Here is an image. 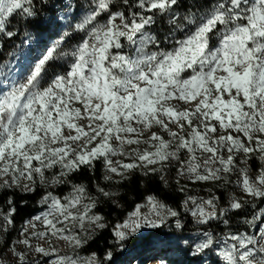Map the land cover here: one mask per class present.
Listing matches in <instances>:
<instances>
[{
    "label": "snow or ice",
    "instance_id": "6c2138e0",
    "mask_svg": "<svg viewBox=\"0 0 264 264\" xmlns=\"http://www.w3.org/2000/svg\"><path fill=\"white\" fill-rule=\"evenodd\" d=\"M199 2L182 13L181 0H0V52L12 42L10 58L0 59V191L46 190L34 217L44 230L33 220L31 234L22 228L24 238L10 248L17 264H30L29 256L31 264H115L112 251L103 259L59 254L52 241L78 250L89 243L91 226L107 225L93 211L99 197L84 185L72 184L66 196L47 190L97 163L105 181L139 171L166 182L173 161L191 183L226 189L236 176L250 199L222 206L215 193L188 196L181 212L150 195L113 228L116 248L147 238L156 264H264V0ZM161 19L168 30L160 25L157 33ZM44 29L56 38L44 39ZM117 155L131 162L114 164ZM96 189L104 198L116 195ZM15 215L9 199L0 232L10 234ZM241 215L246 230H234L232 218ZM169 219L180 235L146 231Z\"/></svg>",
    "mask_w": 264,
    "mask_h": 264
},
{
    "label": "trees",
    "instance_id": "16d2710c",
    "mask_svg": "<svg viewBox=\"0 0 264 264\" xmlns=\"http://www.w3.org/2000/svg\"><path fill=\"white\" fill-rule=\"evenodd\" d=\"M200 0L198 4H201ZM196 0H181L180 11L183 13L187 11ZM162 25L164 31L168 30L167 24L163 19L158 21V26L154 28V31L159 33V26ZM44 32V39H48L55 33H49L47 29L42 30ZM12 42H7L5 48L0 52V59L10 58ZM182 159L186 160L187 157L182 154ZM131 160L125 161V163H130ZM124 163V162H123ZM119 167V166H118ZM258 167V162L253 164L252 172L256 173ZM178 166L176 162H172V166L169 167L165 172V181H161L158 176L149 175L145 176L139 171H133L128 173L129 178L123 180L120 183H115V181L120 180L119 176H112V181H105L104 174L105 169L99 163L96 165L95 171H89L88 169H82L80 173H76L72 176L71 182L67 185H61L55 189H48L47 191H54L55 194L60 196H66L72 191V184H82L84 185L88 193L91 196L99 197L97 207L93 210L96 214L104 217V223L107 225L105 229H98L96 233H89V243L81 248L86 255L96 254L100 258H104L106 252L112 251L113 253L117 250L115 246L113 228L115 225L123 223L128 214L135 210L137 205H142L146 202V199L150 195H155L168 207L174 210H180L183 212L182 205L185 199H187V194L191 191L190 186L184 184L179 178L172 176V172H176ZM232 181H236L237 177L232 176ZM179 181V184H177ZM233 184V183H232ZM228 185L227 188H218L216 184L212 185L216 195L221 197L222 206L224 201L230 198L229 188L232 185ZM96 185L104 188L106 191L116 193V195L111 198L102 197L96 189ZM187 186L185 192H181L179 189L181 186ZM45 189L40 188L35 193H22L16 189L0 191V208L7 211L8 200L11 199L15 201L16 215H15V227L11 230L10 234L0 232V249L5 250L6 248H11L12 244L20 236V231L24 227L26 221L34 218L37 214L42 211L40 200L42 195L45 194ZM82 211V208H80ZM244 211L247 213V218H250L252 214V209L249 204L245 205ZM185 217V223L187 220ZM245 216H235L232 218V227L235 230L239 228L240 231H245V226L242 221ZM3 221L0 220V224ZM195 227V225H191ZM223 226H221L222 228ZM78 231V229H74ZM209 230L219 229L210 228ZM137 242V241H136ZM134 242L133 245H136Z\"/></svg>",
    "mask_w": 264,
    "mask_h": 264
},
{
    "label": "rangeland",
    "instance_id": "374dc122",
    "mask_svg": "<svg viewBox=\"0 0 264 264\" xmlns=\"http://www.w3.org/2000/svg\"><path fill=\"white\" fill-rule=\"evenodd\" d=\"M204 3H206V0L202 1L201 4H198V6L202 7ZM49 38L55 39L56 37L53 34ZM77 39H78V37H77ZM75 42L76 41H72L73 44H75ZM179 106L180 107H184L183 102H180ZM80 122L84 123V124L87 123L86 120H83V121H80ZM172 130L176 131L177 129H176L175 126H172ZM152 131H155L158 134L162 135L165 140L170 139L168 134L166 132H163L158 127H154L152 129ZM149 135H150L149 132H145L143 138L147 139ZM113 143H114V146H117V147L119 146V142H113ZM132 147H136V145L128 146V150H130V148H132ZM148 147H149V145L144 144V143H141L139 145V148L141 150H144L145 148H148ZM112 160H113V162L115 164L117 161H121V162L125 163V161L130 160V159H128L125 156L117 155V156H113ZM118 166L119 165H117V167ZM249 174L253 178L256 175V173H254L252 171H250ZM112 176H116V174H112ZM172 176H175V177L179 178L181 181L184 182V184L190 186V190L191 191L187 194V197L188 196H194V197H197V198L203 197V198L206 199L209 196L210 192L211 193H215L214 190L212 189L213 183H210V182L209 183H199V182L198 183H191L185 177H182V176L179 175L178 169H177L176 172H172ZM229 190H230V192H229L230 198L235 197L236 199H241V200L250 199V198H247V197L244 196V194L242 193L241 189L235 184V181L230 186ZM259 206L260 205H258V207ZM76 210L77 209H74L73 211H76ZM141 211H146V209H141ZM127 219H128V216H127L126 220ZM30 220L34 221V218H31L28 221H30ZM186 220L188 221V218H186ZM28 221L25 222L24 227L28 226L27 225ZM182 222H184V223L186 222L185 221V217H183ZM35 223H37V230H40V231L44 230V226L43 225H40L39 222H35ZM89 227L90 226L88 225V223L85 222V228H89ZM91 227H92V230L90 231V234L96 233V231L99 229V228H96L95 226H91ZM28 228H29V234H31V232L33 230H32V228L30 226H28ZM146 231L149 232V233L153 232V231H164V232L174 233L176 235H180L181 234L175 229V225H174L173 219H169L167 225L165 227H163L162 229H156V230L147 229ZM185 234H187V233H185ZM23 238L24 237L20 235L17 240H20V239H23ZM136 241L137 240L135 238H132L131 240L128 241L127 246H126V248L123 251H119L117 249L113 253L114 257L116 258L115 264H143V261H144L145 257L154 255L153 252L146 250L147 238L145 240H142V241H137V242ZM134 242H136V245H133ZM32 243L33 244L40 243V244H42V246H44L46 248L48 247V242H46V241H39L38 242L35 239H33ZM52 244L58 250L60 255H71V254H73L74 251L78 252V254L81 257H88V256L92 255V254L91 255H86L83 251L81 252L80 249L74 250L73 247L66 241L54 240V241H52ZM17 250L23 252L25 249H24L23 245H18L17 246ZM169 255L174 260H185V259H187V258L183 257L182 254H179V253H170ZM32 259H35V257L29 256L30 264H31V260ZM0 262H2V264H17L15 256L10 251V248H6L5 250L0 249ZM151 264H156V261L153 260Z\"/></svg>",
    "mask_w": 264,
    "mask_h": 264
},
{
    "label": "bare ground",
    "instance_id": "6f19581e",
    "mask_svg": "<svg viewBox=\"0 0 264 264\" xmlns=\"http://www.w3.org/2000/svg\"><path fill=\"white\" fill-rule=\"evenodd\" d=\"M152 261H153L152 256H147L145 257L143 264H149V263L151 264Z\"/></svg>",
    "mask_w": 264,
    "mask_h": 264
}]
</instances>
